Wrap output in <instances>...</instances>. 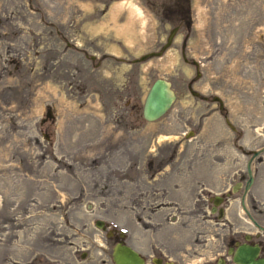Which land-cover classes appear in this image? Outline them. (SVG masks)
<instances>
[{
    "label": "rangeland",
    "instance_id": "obj_1",
    "mask_svg": "<svg viewBox=\"0 0 264 264\" xmlns=\"http://www.w3.org/2000/svg\"><path fill=\"white\" fill-rule=\"evenodd\" d=\"M177 8L189 27L133 62L161 48ZM158 76L176 99L147 120ZM215 92L240 131L264 127V0H0V264L65 259L106 227L139 234L137 214L167 228L166 211L138 205L170 186L154 171L167 156L195 157L201 141L210 160L235 138Z\"/></svg>",
    "mask_w": 264,
    "mask_h": 264
},
{
    "label": "flooded vegetation",
    "instance_id": "obj_2",
    "mask_svg": "<svg viewBox=\"0 0 264 264\" xmlns=\"http://www.w3.org/2000/svg\"><path fill=\"white\" fill-rule=\"evenodd\" d=\"M177 9L173 19L178 22L171 26L163 43L173 28L171 43L181 26L189 27L190 15ZM188 88L195 90L191 82ZM212 99L216 110L225 121L229 120L224 99L218 92L212 94ZM46 116H52L50 109ZM228 125L236 133L235 138L217 140L215 146H209L216 149L210 160L200 141L197 156L184 157L177 163L179 157L169 155L154 168L155 172L168 171L166 181L170 186L152 189L147 205L138 206L150 217H160L158 213L166 211L162 216L168 218L167 228L156 225L162 223L161 219L147 221L145 214H137L139 234L106 227V235L83 238L86 245L50 264H115L113 247L119 242L132 247L142 259L141 264H264V127L248 124L240 131L233 123ZM245 135L249 139H242ZM230 152L235 158L231 161L227 156ZM223 166L224 171L230 166V172L219 173ZM104 225L108 223L104 221ZM37 261L31 257L21 264H38Z\"/></svg>",
    "mask_w": 264,
    "mask_h": 264
},
{
    "label": "water",
    "instance_id": "obj_3",
    "mask_svg": "<svg viewBox=\"0 0 264 264\" xmlns=\"http://www.w3.org/2000/svg\"><path fill=\"white\" fill-rule=\"evenodd\" d=\"M176 28H173L168 36V39L159 50H151L146 53L141 54L138 57L132 59L133 62L143 61L148 57L161 55L163 51L170 45L172 36ZM91 58H95V55L92 54ZM184 59L187 57L184 55ZM193 62L198 66V61L193 59ZM197 74H200L199 70ZM191 93L196 95L198 92L191 88ZM176 99V93L171 87L170 81L165 77L158 76L150 84L142 106V115L147 120H154L162 116L172 105ZM50 115V114H49ZM228 124H232L228 119L226 120ZM95 225L100 228H105L104 220L102 218H97L95 220ZM113 257L115 264H141L142 259L138 256L137 252L127 244L116 243L113 247ZM240 260L242 256L239 257ZM243 262V261H242ZM243 264H246L243 262Z\"/></svg>",
    "mask_w": 264,
    "mask_h": 264
},
{
    "label": "bare ground",
    "instance_id": "obj_4",
    "mask_svg": "<svg viewBox=\"0 0 264 264\" xmlns=\"http://www.w3.org/2000/svg\"><path fill=\"white\" fill-rule=\"evenodd\" d=\"M161 137H163V136H161ZM168 138V137H167ZM171 138V137H170ZM172 138H173V136H172Z\"/></svg>",
    "mask_w": 264,
    "mask_h": 264
}]
</instances>
